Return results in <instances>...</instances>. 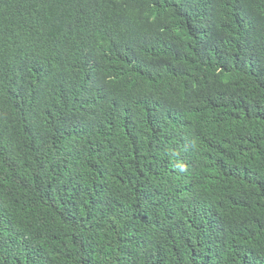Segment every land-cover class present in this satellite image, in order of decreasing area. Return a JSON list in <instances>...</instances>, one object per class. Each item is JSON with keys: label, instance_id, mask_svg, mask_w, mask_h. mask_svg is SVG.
I'll use <instances>...</instances> for the list:
<instances>
[{"label": "trees", "instance_id": "1", "mask_svg": "<svg viewBox=\"0 0 264 264\" xmlns=\"http://www.w3.org/2000/svg\"><path fill=\"white\" fill-rule=\"evenodd\" d=\"M0 264H264V0H0Z\"/></svg>", "mask_w": 264, "mask_h": 264}]
</instances>
